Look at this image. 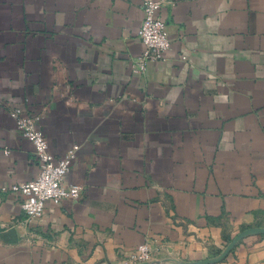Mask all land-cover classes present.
Segmentation results:
<instances>
[{"label":"crops","instance_id":"1","mask_svg":"<svg viewBox=\"0 0 264 264\" xmlns=\"http://www.w3.org/2000/svg\"><path fill=\"white\" fill-rule=\"evenodd\" d=\"M145 1L171 45L136 72ZM17 107L82 191L0 190V264H264V0H0V187L37 172Z\"/></svg>","mask_w":264,"mask_h":264},{"label":"built area","instance_id":"2","mask_svg":"<svg viewBox=\"0 0 264 264\" xmlns=\"http://www.w3.org/2000/svg\"><path fill=\"white\" fill-rule=\"evenodd\" d=\"M160 2L145 1L142 4V23L138 37L144 50L136 58L133 70L144 72L148 62L163 61L170 49V38L165 22L158 11ZM16 129L29 140L34 147L37 172L26 182L12 183L0 187L1 191H10L17 195L21 210L28 217H40L44 212L45 203L50 201L59 204L64 199L81 197L82 187L67 184L65 177L71 169L78 145L70 147L61 157H55L48 147L44 134L36 127L38 116L25 113L21 108L10 110ZM152 254L148 242L138 245L135 251L126 258L125 264H139L150 260Z\"/></svg>","mask_w":264,"mask_h":264},{"label":"water","instance_id":"3","mask_svg":"<svg viewBox=\"0 0 264 264\" xmlns=\"http://www.w3.org/2000/svg\"><path fill=\"white\" fill-rule=\"evenodd\" d=\"M148 262H143V263H139V264H147Z\"/></svg>","mask_w":264,"mask_h":264}]
</instances>
